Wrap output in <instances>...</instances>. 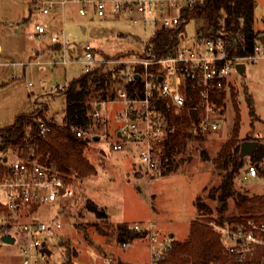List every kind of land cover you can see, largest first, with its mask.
Here are the masks:
<instances>
[{
  "label": "rangeland",
  "instance_id": "rangeland-1",
  "mask_svg": "<svg viewBox=\"0 0 264 264\" xmlns=\"http://www.w3.org/2000/svg\"><path fill=\"white\" fill-rule=\"evenodd\" d=\"M31 7V0H0V128L13 124L19 114L31 113L44 105L48 107L46 118L61 123L65 102L60 90L67 80L83 72L79 63L66 67L50 64L59 52L55 51L48 35L41 39L29 37L34 24L41 23L51 32L63 30L70 48L68 53L74 54L73 48L90 44L98 53L97 59L101 60L118 55L130 57L141 52L150 36L149 30L144 31L142 25L116 14L91 19L89 15L79 16L75 6L66 5L63 10L56 11L57 14L43 16ZM254 15L255 29L264 31V0H257ZM200 28L201 22L193 19L186 24L184 33L194 38L197 32L201 33ZM36 51H40L39 54H35ZM243 63L246 66L243 75L231 70L229 85L224 91V105L213 114L217 129L202 134V140L191 142L181 167L166 176L160 171L156 175L148 172L138 159L137 149L131 153L128 146L125 151L110 149L108 141L115 129L113 113L122 105L108 103L104 106L102 111L108 116L109 123L104 127L102 122H95L85 132L90 140L84 153L95 168V174L82 180L71 177L76 190L74 197L38 205L28 214L22 209L16 221L5 222L4 226L16 241L6 245L0 242V264L21 263L19 247L23 235L19 227L28 221H42L52 226L40 235L50 255L39 253L37 264H104L102 259L108 253L115 257L117 264H152L150 245L142 239L145 237H137L123 246L118 245L113 236L95 230L92 226L95 216L85 209L87 199L103 208L108 214V222L113 225L133 227L152 222L161 233L163 243L170 239L184 241L189 235L190 221L198 214L195 198L199 194L206 197L207 190L221 179L209 160L233 132L236 112L231 92L236 96L240 114L239 140L256 139L264 145V59ZM250 103L254 117L249 112ZM94 136L99 140L94 141ZM202 150L209 160L202 159ZM17 157L16 153H9L5 164ZM244 161V167L236 175L235 190L250 196L262 195L264 175L261 177L257 170L256 177L243 179L246 166L252 165L251 155L244 157ZM259 165L264 170V157ZM154 176L160 179H152ZM205 201L215 216L216 203L210 199ZM59 207L62 210L58 211ZM238 214L233 200H229L225 216ZM7 220H10L9 216ZM55 223L60 226L55 228ZM1 232L2 228L0 237ZM67 245L76 251V256H71V263L67 258ZM99 247H104L103 253Z\"/></svg>",
  "mask_w": 264,
  "mask_h": 264
},
{
  "label": "built area",
  "instance_id": "built-area-1",
  "mask_svg": "<svg viewBox=\"0 0 264 264\" xmlns=\"http://www.w3.org/2000/svg\"><path fill=\"white\" fill-rule=\"evenodd\" d=\"M204 1L31 0L32 9L43 16L57 14L56 11L63 10L64 6L72 5L76 7L79 16L89 15L92 19L116 14L130 19L133 24L142 25L144 31L149 30L150 36L145 40L141 52H135L130 57L116 56L103 60L97 59L98 53L90 44L73 48L74 54L68 53L70 48L67 47V38L63 30L51 32L41 23L34 24L29 37L41 39L42 36L48 35L52 44L60 45L59 55L50 64L66 67L68 64L79 63L84 73L92 72L99 67L120 75L123 84L131 85L135 81L140 83L141 89L133 90V96H130L125 87H118L112 101L100 102L99 108L98 104H95L89 115L94 122H102L105 127L109 123V118L102 110L108 103H120L122 108L113 113L115 129L108 145L115 152L125 151L126 146L130 153L137 149L140 163L153 175L159 171L155 159V146L164 139L168 126L161 104L175 112L186 106L187 98L184 93L186 77L190 76L199 87L200 99L192 109L196 111L199 130L207 134L218 127L212 120L218 108L210 96L211 91H225L229 85L230 72L232 69L236 70L237 64L264 59V37L258 38L251 53L235 55L230 53L234 45L232 38L213 39L199 32L194 38H189L183 32L176 46L162 54H155L150 45V39L155 32L161 28L177 27L185 20L183 12L186 8ZM235 38L238 39L239 36ZM135 74L139 75L138 80ZM27 85L32 86L31 83ZM38 128L41 134L48 131L41 120ZM74 134L77 137L86 136L85 132L78 129L74 130ZM256 174V166L247 165L242 177L246 180L248 177H256ZM152 179L159 180L160 177L154 176ZM75 192L73 184L67 182L55 166H45L32 156L17 157L5 164L4 169H0V228L5 222L16 221L22 209H25L24 214H28L38 205L74 197ZM59 210H62V207H59ZM8 216L10 220H7ZM209 225L217 231L230 256L245 260L257 254L264 264V219L248 217L244 221L232 220L222 223L210 221ZM59 226L58 223L54 225L55 228ZM51 228L52 226L42 221L22 223L19 227V232L23 235L19 247L20 264H37L39 253L44 247L40 235ZM129 229L145 232L144 237L151 248L152 264H158L171 248L170 240L164 243L161 241L152 222L135 224ZM102 262L115 264L111 255H104Z\"/></svg>",
  "mask_w": 264,
  "mask_h": 264
},
{
  "label": "trees",
  "instance_id": "trees-1",
  "mask_svg": "<svg viewBox=\"0 0 264 264\" xmlns=\"http://www.w3.org/2000/svg\"><path fill=\"white\" fill-rule=\"evenodd\" d=\"M256 7L257 0H205L203 3L193 4L184 10L185 20L182 23L175 28H161L156 31L150 39V45L157 55L167 52L178 44L186 24L197 19L201 22L200 31L204 36L221 40L233 39L231 54L251 53L259 34L262 33L254 27ZM211 29L214 33H210ZM237 35L238 39L235 38ZM54 49L59 51L60 45L54 44ZM186 82L184 93L187 104L184 108L175 112L161 104L168 126L164 139L155 146V159L162 176L178 170L184 160L183 156L189 150V144L203 138L198 123L189 114V110L194 108L200 99L199 87L190 76L186 77ZM65 85L60 90L65 102L62 122L57 123L46 118V105L35 108L31 113L19 114L13 124L0 128V156H7L8 151L16 153L19 157L32 156L45 166H55L64 175L65 180L73 184L72 176L82 180L96 172L84 153L90 139L86 136L77 137L74 130L86 132L95 123L89 115L93 106L100 102L112 101L118 87H125L130 96H133V90H140L141 86L136 81L131 85L123 84L120 75L99 67L92 72H82L81 75L70 78ZM234 95L231 92L236 112L232 135L222 144L213 159L209 160L204 150L200 152L202 159L212 163L213 169L221 179L217 185L207 190L206 197L199 194L195 198L194 205L198 214L189 223L188 237L184 241L170 239L171 248L158 264H262L257 254L245 260L230 256L217 231L209 225L210 221H244L248 217L264 219V193L250 196L235 190L236 175L244 167L246 156L241 154L240 114ZM210 96L217 108L224 105V91L212 90ZM249 105V112L254 117L252 104ZM39 120L48 129L43 134L38 128ZM246 141H254L257 144L251 153L252 165L256 166L263 177L264 170L260 168L259 162L264 157V145L259 144L256 139ZM4 165L0 163V169H4ZM205 199L216 203L215 216L212 215L213 210ZM231 199L239 214L228 218L225 211ZM85 209L95 216L96 221L92 223L95 230L102 235L113 236L118 245H126L137 237L145 236V232L133 231L127 225H113L108 222L105 210L90 199L86 200ZM1 228V235L10 233L7 226ZM66 247L70 262L71 256H76V251L68 245Z\"/></svg>",
  "mask_w": 264,
  "mask_h": 264
},
{
  "label": "water",
  "instance_id": "water-1",
  "mask_svg": "<svg viewBox=\"0 0 264 264\" xmlns=\"http://www.w3.org/2000/svg\"><path fill=\"white\" fill-rule=\"evenodd\" d=\"M210 33H214L212 29L210 30ZM218 36H220V34H218ZM263 37H264V33H260L259 38H263ZM245 67L246 66L244 63L243 64H237L236 65V71L238 72V74L243 75V73L245 72ZM135 78L138 80L139 75L135 74ZM100 105L101 104L99 103L97 105V108H99ZM189 114H191V116L195 119V122H196L197 114H196L195 109H190ZM93 140L98 141L99 137L94 136ZM240 145H241V154L243 156H250L251 153L255 150V148L257 146L256 142H254V141H245V142H242ZM8 153H10V152L8 151ZM7 160H8L7 156H4V157L0 156V163H4ZM0 242L2 244H5V245L6 244H14L15 237L11 233H6L0 237ZM41 253H43L45 255H50V251L46 247H43L41 249Z\"/></svg>",
  "mask_w": 264,
  "mask_h": 264
},
{
  "label": "crops",
  "instance_id": "crops-1",
  "mask_svg": "<svg viewBox=\"0 0 264 264\" xmlns=\"http://www.w3.org/2000/svg\"><path fill=\"white\" fill-rule=\"evenodd\" d=\"M31 10H32V7H31ZM37 52H38V54H39L40 51H36L35 54H37ZM245 71H246V67H245ZM59 211H60V210H59ZM142 224H145V223L143 222ZM159 234H161V233H159ZM135 239H138V238H135ZM135 239H134V240H135ZM142 239H143L144 242H146V244H147L146 239H145V238H142ZM132 241H133V240H132ZM109 245H111V244H109ZM99 250H100L101 253H103L104 247H103V248H102V247H99ZM106 255H111V254L108 253V254H106ZM111 256H112V255H111ZM113 260L115 261V257H113ZM115 264H117V261H115Z\"/></svg>",
  "mask_w": 264,
  "mask_h": 264
}]
</instances>
